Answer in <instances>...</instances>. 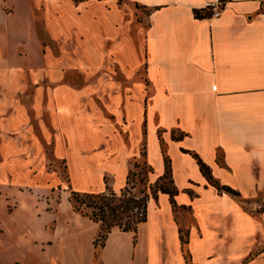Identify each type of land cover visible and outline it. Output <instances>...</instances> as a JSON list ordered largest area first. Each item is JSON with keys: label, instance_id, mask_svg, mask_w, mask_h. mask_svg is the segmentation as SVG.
Listing matches in <instances>:
<instances>
[{"label": "crops", "instance_id": "crops-1", "mask_svg": "<svg viewBox=\"0 0 264 264\" xmlns=\"http://www.w3.org/2000/svg\"><path fill=\"white\" fill-rule=\"evenodd\" d=\"M217 1L0 0V130L22 131L17 99L35 98L72 191L29 237L30 261L11 264H264V0L195 17ZM40 23L60 56L40 58ZM142 153L150 186L170 161L177 208L151 197L136 233L114 229L96 248L101 226L71 195L120 194ZM194 155L240 196L211 186ZM19 175L1 171L0 188Z\"/></svg>", "mask_w": 264, "mask_h": 264}, {"label": "rangeland", "instance_id": "rangeland-1", "mask_svg": "<svg viewBox=\"0 0 264 264\" xmlns=\"http://www.w3.org/2000/svg\"><path fill=\"white\" fill-rule=\"evenodd\" d=\"M40 28L39 36L43 44L40 58L47 56L50 46L60 56V49L51 45L42 23ZM64 81L68 83V72ZM76 84H80L79 80ZM17 100L22 105L26 121L22 125V131L0 130V172L21 173L19 177L2 179L6 185L5 188H0V264H11L14 260L30 261L34 246L29 243V237L43 236L45 225L56 220L50 211L57 209L61 201L68 198V192H72L68 163L57 158L54 142L45 136L47 129H52L49 115L46 111L44 114H37L35 98L21 97ZM5 116V113L2 117L0 115V121ZM110 120L113 122L114 119L110 116ZM41 125L46 128L42 130ZM132 166L131 192L137 196L148 193L149 183L145 178L148 169L143 153L142 157L132 161ZM18 181L22 187L12 190L10 186ZM89 183V179H83L81 187L88 188ZM165 183H169V180ZM257 201L264 205L263 193L259 194ZM71 203L74 206L72 201Z\"/></svg>", "mask_w": 264, "mask_h": 264}, {"label": "trees", "instance_id": "trees-1", "mask_svg": "<svg viewBox=\"0 0 264 264\" xmlns=\"http://www.w3.org/2000/svg\"><path fill=\"white\" fill-rule=\"evenodd\" d=\"M85 0H75L76 3ZM194 15L197 19H204L211 17L210 8L205 10H195ZM145 157V153H143ZM200 166L202 174L207 179L208 183L215 187L220 193H227L235 197L240 194L228 186H222L211 175L209 167H207L197 155H194ZM148 172L145 173L147 183H149V175L152 168L145 162ZM166 170L164 175L154 185H149V192L142 193L137 196L131 192L130 181L133 172L128 176L127 187L120 193L116 194L107 188L103 193H77L73 192L71 201L74 204V209L81 215L88 217L95 223L101 226V232L95 242V247H103L114 229L123 232H137L140 224L146 222L148 212V202L151 197L157 198L160 193L168 194L171 197L174 209L177 208L174 197L178 194L177 188L174 186L171 177L170 161L165 160ZM169 180V183H165ZM180 240L182 247L185 250L188 244V231L180 229Z\"/></svg>", "mask_w": 264, "mask_h": 264}, {"label": "built area", "instance_id": "built-area-1", "mask_svg": "<svg viewBox=\"0 0 264 264\" xmlns=\"http://www.w3.org/2000/svg\"><path fill=\"white\" fill-rule=\"evenodd\" d=\"M225 4V0H219L213 5H211L210 11H211V17H218L220 15L221 7Z\"/></svg>", "mask_w": 264, "mask_h": 264}]
</instances>
